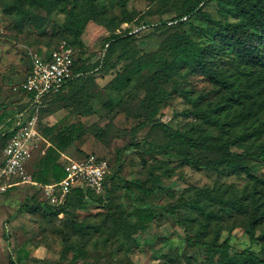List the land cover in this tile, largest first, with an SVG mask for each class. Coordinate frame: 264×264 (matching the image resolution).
I'll return each mask as SVG.
<instances>
[{"label": "rangeland", "instance_id": "obj_1", "mask_svg": "<svg viewBox=\"0 0 264 264\" xmlns=\"http://www.w3.org/2000/svg\"><path fill=\"white\" fill-rule=\"evenodd\" d=\"M115 1L114 13L122 17V9L116 4L119 0ZM126 2L134 21H153L176 17L195 0ZM226 3L214 0L204 11L215 20L232 19ZM8 4L7 0H0V118L23 107L19 87L28 72L30 50L49 52L71 40L65 27V14L48 15L45 11H37L36 18L22 20L17 13H8ZM192 24L202 28L210 25L204 17L198 16ZM184 31L202 45L212 39L210 34L197 32L190 26H185ZM174 33L175 30H169L135 39L126 48H118L105 69L48 98L41 109V125L46 134L25 169L30 174L31 166L36 168L47 149L57 147L59 134L75 125L80 128V135L72 146L61 150L59 161L65 164L89 155L106 159L111 171L106 178V187L111 185L113 202L124 206L130 220H135L139 208L149 209L153 214V220L145 230L125 238L115 233L112 217L105 207L88 204L86 210L78 211V220L84 219L85 248L99 249L105 254L113 252L116 260L130 259L134 264H222L221 255L210 254L204 247L188 243L189 237L201 234L202 238L217 239L219 243L229 238L231 258H240L243 251L249 250L264 259V240H251L248 228L254 206L247 202L248 206L240 210L231 207L238 201L237 197L249 199L253 195L264 200V183L261 182L264 159L254 155L259 146L264 145V124L259 126L255 117L260 112L252 97L253 88L249 94L252 99L243 107L232 108L217 125L184 115L183 111L192 105L190 99L181 95L163 106L155 118L149 116V97L157 88L151 78L159 70L160 60H171L169 54L163 52L162 44ZM108 35L105 26L89 22L80 47L86 64L98 62ZM140 62H156L157 65L144 71L125 91H116L114 85L118 75ZM256 76L261 74L257 72L253 78ZM243 88L249 90L247 79H243ZM233 89L237 90L236 87ZM197 94L208 96L212 105L219 101L206 89ZM238 110L243 114L240 121L236 118ZM261 116L264 122V113ZM144 122L147 126L138 127ZM162 124L185 136H189L190 129L195 127L198 131L190 137L199 140L209 136L207 143L226 148L211 153L191 147L182 139H171ZM224 153L244 157L242 161L248 170L207 167ZM2 160L3 155L0 163ZM151 177L161 179V187L152 195L131 185ZM38 188L28 183L0 197V264H9L11 258L18 260L21 248L26 245L30 255L34 243L40 242H44L48 250V257L42 263L58 264L64 244L56 237L59 234L54 229L55 223L42 211L35 214L20 211V204L32 203L30 198L38 194ZM202 189L209 196L198 194ZM194 200L205 206L203 211L190 205ZM60 218L65 217L61 215ZM262 233L264 224L257 229L256 236ZM71 257L70 254L67 260ZM35 258H29L30 264H41Z\"/></svg>", "mask_w": 264, "mask_h": 264}, {"label": "trees", "instance_id": "obj_2", "mask_svg": "<svg viewBox=\"0 0 264 264\" xmlns=\"http://www.w3.org/2000/svg\"><path fill=\"white\" fill-rule=\"evenodd\" d=\"M212 1L214 0H195V3L188 6L180 15L168 20L147 21L142 19L134 21L127 10L126 0H119L116 3L122 9V17L114 13L115 0H7L9 3L8 13H17L22 20L36 18L37 11H45L48 15L55 12L66 15L65 27L71 35V40L66 45L75 51L74 78L67 83L68 85H73L81 79L105 69L113 53L118 48H126L135 39L144 35V37H148L175 30V33L167 37L162 44L163 52L169 54L171 60L168 58L160 60L159 70L151 78V83L156 84L157 88L149 97V116L155 118L163 106L181 95L190 99L192 105L183 111L184 115L198 118L204 123L217 125L221 123L224 114L228 115L235 106L243 107L253 97L254 103L260 112L255 117L260 123L259 126H261L264 124L261 116V113H264V0H217L218 2H227L228 11L231 13L232 19L224 21L215 20L204 11ZM197 16L204 17L210 25L202 28L192 24L193 19ZM91 21L105 26L109 31L108 37L102 44L100 58L96 64L92 65L86 64V59L83 58L80 48L82 47V36ZM124 25L129 27L124 28ZM185 26H190L191 29L200 33L210 34L212 37L210 43L202 45L193 40L184 31ZM133 27H146V30L139 34H131ZM60 47L51 49L49 52ZM35 51L42 54L39 49ZM28 59L29 72L31 70L29 55ZM155 63L140 62L120 73L114 89L118 92L125 91L136 78L142 76L144 71L157 65ZM257 72L261 76L253 78V75H257ZM191 78L194 79L193 83ZM243 79L248 81V91L243 88ZM234 87L237 90H234ZM250 88H253L252 92H254L252 97L249 96L252 93ZM205 89L210 91L213 98L219 100L218 103L212 105L211 102L209 103L208 96L197 94V91ZM62 92L63 90L57 94L46 96L43 105L48 98L57 96ZM19 93L22 96L27 95L20 89ZM22 109H24V106ZM10 113L12 112H7L0 118V124L4 122ZM41 115L42 110H40L38 128L44 138L46 133L41 125ZM236 118L239 121L243 119L241 110H238ZM145 126H147L146 122L138 125V127ZM161 127L169 133L171 139H182L191 147L211 153L220 152L223 148H226V146L216 143H207L209 136H203L199 140L190 137L192 133L198 131L195 127L190 129L189 136H185L179 131L172 132L170 128L163 124ZM79 135L80 128L75 125L64 129L58 136L57 147H49L36 168L32 169L31 166L32 181L37 182L40 186L59 182L65 176L64 164L59 161L61 150H66L72 146ZM238 138L242 139V137ZM9 140L10 134L0 136V156L3 155V150ZM170 147H172L171 144ZM254 155L264 159V145L259 146L258 152H254ZM243 158L238 154L224 153L217 161L208 164L207 167L217 169L226 166L247 171L248 168L242 161ZM197 166L201 165L197 164ZM107 181L105 182L104 192L100 195L89 189L75 188L63 205H50L41 197L40 187L37 191L38 194H34L30 198L32 203L20 204L21 212L35 214L42 211L46 218L55 223L54 229L59 234L56 237L64 244L58 264H134L130 259L116 260L113 252L105 254L99 249L84 247V219L78 220V211L86 210L88 204L105 207L112 217L115 233L125 238H131L145 230L153 220L152 212L144 208H139L136 211L135 220H130L124 206L113 202L111 185L106 187ZM261 182L264 183V178ZM131 185L144 194L152 195L161 187V179L151 177L144 182H132ZM15 189L10 190L6 195H9ZM198 194H202V197L209 196L205 189L199 190ZM250 198L251 200H249ZM237 199L238 201L231 205L234 209L240 210L242 207L248 206L247 202L254 206L248 224L251 240H264V233L256 236L257 229L264 224V200L253 195L249 199L239 197ZM190 205L200 208L202 211L205 207L199 204V200L190 202ZM61 215H64L65 218L61 219ZM73 236L76 237L73 238ZM188 243L193 246H202L210 254L221 255L223 258L222 264H264V259L257 257L249 250L243 251L240 258H231L229 255V238L219 243L217 239L207 240L202 238L201 234H195L188 238ZM34 246L45 247V243H34ZM70 254L72 257L68 261L67 257ZM25 257L28 258V256L20 257L18 260L11 258L9 264H22ZM189 264H192V262Z\"/></svg>", "mask_w": 264, "mask_h": 264}, {"label": "built area", "instance_id": "obj_3", "mask_svg": "<svg viewBox=\"0 0 264 264\" xmlns=\"http://www.w3.org/2000/svg\"><path fill=\"white\" fill-rule=\"evenodd\" d=\"M145 30L146 27H133L131 34H139ZM28 55L31 70L19 89L27 94L29 107L16 115L11 129L0 131V136L10 134L0 163V197L28 183L39 186L45 201L53 206L65 204L75 188L102 194L110 166L106 159L96 155H89L80 161L66 162L65 176L59 182L40 186L32 181L31 175L27 173L25 166L31 160L33 151L44 139L38 128L43 100L50 94L61 92L74 78L75 51L63 44L49 55L40 54L35 50H30Z\"/></svg>", "mask_w": 264, "mask_h": 264}, {"label": "crops", "instance_id": "obj_4", "mask_svg": "<svg viewBox=\"0 0 264 264\" xmlns=\"http://www.w3.org/2000/svg\"><path fill=\"white\" fill-rule=\"evenodd\" d=\"M49 53H50V52H42L43 55H49ZM27 74H28V73H27ZM68 86H70V85L67 84V85L64 87L63 91H64L65 88H67ZM22 97H23V102H21V103H22V105L24 106V109H26L27 107H29L28 96L26 95V96H22ZM22 108H23V107H22ZM24 109H22V110H24ZM22 110L19 109V110H16V111L10 113V114L8 115V117L5 118L4 122H2V123L0 124V131H7V130L11 129L12 126H13V122H14V120H15L16 115H17L20 111H22ZM16 218H17V217H15V220H16ZM26 247H27V245L24 246V248H23V247L21 248V249H23V250H20V257L28 256V258H27V257L24 258L25 261H23L22 264H30V262H29L28 260H29V258H31V257H36L35 259L40 260V263L43 264L42 261L45 260L46 257H48V250H47L44 246H41V247L33 246V247H32V252L30 251V255H32V256L29 255V251H28L29 248H26ZM26 249H27V250H26ZM21 251H22V252H21ZM24 251H26V252H24ZM23 252H24V253H23ZM21 253H22V255H21ZM27 254H28V255H27ZM29 256H30V257H29ZM20 257H19V258H20Z\"/></svg>", "mask_w": 264, "mask_h": 264}]
</instances>
